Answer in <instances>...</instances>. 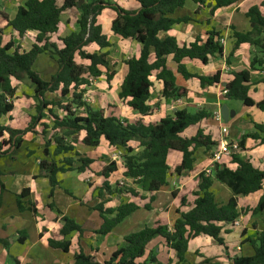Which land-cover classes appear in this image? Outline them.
Instances as JSON below:
<instances>
[{
	"label": "trees",
	"instance_id": "1",
	"mask_svg": "<svg viewBox=\"0 0 264 264\" xmlns=\"http://www.w3.org/2000/svg\"><path fill=\"white\" fill-rule=\"evenodd\" d=\"M134 1L139 6L137 12L127 11L102 0H90L80 5L76 0H64L61 6L56 4V0H26L23 6L18 7L12 20L9 21L5 14H0L4 22L0 28V119L9 116L14 109L16 88L12 86L11 80L20 81L21 76H25L35 100V114L28 116L23 128L16 129L0 124V158L13 155L21 147L27 134L38 136L41 140V157L37 163L38 176L48 180L50 197L59 186L58 174L72 171L83 173L91 169L94 160L79 154L75 150L77 144L93 149L103 140L108 147L120 149L124 152L121 164L123 178L131 180L142 192L150 194L167 185L170 170L167 164L169 152L181 155L180 162L173 169L176 175H180L192 169L194 153L197 150L211 151L218 145L201 129L191 137L183 135L186 130L212 117L205 109L195 113L184 109L176 110L171 116H166L157 123H145L143 120V117L151 113L147 101L152 77L161 82V97L165 101H178L187 94L186 89L176 85L175 75L167 67L168 57H171L176 67V74L185 80L198 79L202 89L219 83V72L211 77L196 76L189 74L185 68L186 61L197 60L206 65L210 58L222 55L223 47L219 43L218 34L208 33L204 41L197 38L188 45H178L174 38L159 39L160 33L168 32L176 24L190 21L187 18H172L176 10L181 9L187 1L201 7L206 0ZM210 2L213 3L210 9L212 15L215 10L236 5L238 0ZM72 8L79 11V31L61 39L63 46L58 49L54 43H50V36L57 32L60 15ZM104 10L115 14L110 23V32L113 35L141 46L137 58L123 62L126 74L117 96L121 104L142 117L134 123L106 116L104 111L92 108L83 100L90 79L98 80L104 74L106 83L109 84L114 75L109 70L107 60L110 43L98 23V17ZM246 17L250 31L245 34H232L234 44L229 56L242 44L249 45L258 55H264V15L258 6H254L247 11ZM3 28H11L20 38L28 32H36L34 42L28 50H23L11 39L3 45ZM92 46H96L98 50L90 52ZM151 52L154 59L149 62ZM41 54H46L57 66L55 74L47 81L41 80L33 69ZM76 59L87 64H79ZM226 64L229 62L226 61ZM263 64L264 62L255 56L250 62L249 70L232 72V81L224 87L227 92L225 99L240 102L244 107L254 106L264 113V103L255 104L248 96L250 71H262ZM102 70H105L104 73ZM262 83L264 84V78ZM48 95L55 97L48 98ZM44 119H48L49 123L43 122ZM37 127L41 128L39 133L36 132ZM253 129L254 132L246 137L258 141L259 146H264V126L253 123ZM81 133L84 135L79 141ZM243 139L238 143L242 151ZM132 143L136 146H131ZM229 160L235 169L216 163L212 166L210 175H198L199 185L194 193L193 206L185 212H177L178 218L171 226L156 221L151 227H144L125 236V245L116 250L107 262L99 263L92 256L78 254L74 256L73 264H158L150 257L144 262H138L143 257L146 246L155 238H162L175 252L177 264L184 262L188 242L198 236H207L224 247L221 236L224 232L223 226L232 223L241 215L237 208L238 198L260 191L264 183V161L259 169L245 156L235 154L231 155ZM116 171L115 162H111L100 171L99 176L107 180ZM213 182L225 186L230 191L231 197L226 203H218L210 192ZM0 190L4 191L1 182ZM102 190L111 193L107 182L103 183ZM128 193L135 198L139 197V194L132 190ZM28 197V189H23L20 194L15 195L17 210L20 213L27 210L35 214L33 203H29L27 209L23 207L22 200ZM181 204L183 206L185 201ZM49 207L53 209V206ZM95 210L103 220L96 232L106 235L123 219L138 210V206L133 203L122 204L118 207L115 218L111 220L103 216L104 213L111 214V211H103L101 205L95 207ZM249 212H264V200L261 199L256 208ZM62 222L60 234L64 240H50L48 244L52 249L67 253L70 244L66 238L82 231L79 225L67 217H63ZM246 242L251 246L253 254L249 257H235L231 259L230 264H264V231ZM0 244L7 247L4 240L0 239Z\"/></svg>",
	"mask_w": 264,
	"mask_h": 264
},
{
	"label": "crops",
	"instance_id": "2",
	"mask_svg": "<svg viewBox=\"0 0 264 264\" xmlns=\"http://www.w3.org/2000/svg\"><path fill=\"white\" fill-rule=\"evenodd\" d=\"M25 1L0 0V14H5L9 21L12 20L18 7L23 6ZM76 1L79 5L90 0ZM63 2L64 0H56L58 6H61ZM126 4L129 8H124V6L122 8L127 11L137 12L139 9L134 0H126ZM212 6L213 3L210 0H206L201 7L187 1L181 9L174 12L172 18H187L190 21L176 24L168 32L160 33L159 39L174 38L178 45H188L197 38L204 41L208 33L218 34L220 39L224 40L222 55L210 58L206 65H202L197 60L186 61L185 68L189 74L196 76L211 77L219 72V83L202 89L198 79L185 80L176 74V67L172 63L171 57H168L167 67L174 73L176 85L186 89L187 94L178 101H165L161 97V82L152 77V87L147 101L151 113L143 117V120L145 123H157L166 116H171L176 110L184 109L189 113H195L205 109L212 114V117L186 130L183 135L191 137L198 129H201L205 135L211 138V141L218 145L211 151L197 150L194 153L192 169L184 171L180 175H176L173 169L180 162L181 155L177 152H169L167 164L170 170L166 180L167 185L158 192L150 194L142 192L138 186L132 184L130 189L139 194V197L135 198L128 192L118 189L115 181L121 177L130 182L129 179L123 178L121 164L116 161L118 155L121 154L120 149L108 147L103 140L97 148L93 149L77 144L75 150L79 154L94 160L91 169L83 173L72 171L58 174L59 186L54 189L52 197H50L48 180L38 176L37 163L41 157V140L38 136L27 134L23 138V142L28 140L29 143H34L37 148L34 164L31 167H0V182L4 187V191L0 190V239L7 243V247L0 244V264H73L74 256L78 254L92 256L97 262L104 263L116 250L125 245V236L138 232L144 227H151L156 221L171 226L178 218L177 212H185L193 206L194 193L199 185L198 175L211 168L210 155L224 138L220 132L222 127L228 131L226 137L228 143H239L244 138V151L241 150L238 155L245 156L256 168L261 169L264 161V146H259L258 141L246 136L254 132L253 123L264 126V113L254 106L244 107L242 105L238 110H235L230 106L232 101L226 100L221 93L225 85L232 81V72L249 70L250 62L255 56L264 62V55H258L247 44L240 45L233 55L229 56L234 44L232 34H245L250 31L246 13L250 8L258 6L261 14L264 15V0H238L236 5L215 10L210 15ZM108 12L109 10H104L101 13L98 23L102 28L103 35L108 38L110 43L107 60L110 65L109 70L114 75L109 84L106 83L104 74L95 80L91 86L85 89L83 100L92 108L104 111L106 116L134 123L142 117L136 111L121 104L117 96L120 84L126 74L123 62L130 58H137L141 46L130 40H122L110 32V23L115 14L111 15ZM78 19L79 11L76 8L64 11L59 17L57 32L50 36V43H54L58 49H61L63 45L60 40L79 31ZM3 25L4 22L0 18V28ZM35 36L36 32H28L20 38L11 28H3L1 32L3 45L11 39L23 50H28L31 47ZM97 50L96 46H92L90 52ZM153 59L151 52L149 62H152ZM226 61L229 64H226ZM76 62L87 64L79 59H76ZM33 69L38 75L40 73L38 69L44 70L47 79H49L55 74L57 66L46 54H41L36 59ZM262 69V71H250L248 96L255 104L264 103V84L262 83L264 64ZM104 71L102 70L103 73ZM11 83L15 87L12 80ZM24 93L31 97L25 103L19 100L22 93H19L16 88L13 101L14 109L9 116L0 119L1 125L20 129L26 125L28 116L35 114L32 88L29 87V90ZM48 96L55 97L54 95ZM17 101L22 103L23 111L17 109V105H15ZM223 106H226L228 112H232L234 115L230 116L226 122L222 120L221 123H217L213 117L221 111ZM43 122L48 124L49 120L44 119ZM36 132H40L39 127L36 128ZM83 135V133L79 135V141ZM131 146L135 147L136 144L132 143ZM17 151L13 155L0 158V160L15 158L16 153L19 152ZM33 155L34 150L25 151L24 156L31 159L28 163L32 162ZM111 162H115L117 171L104 180L99 176V173ZM220 163L225 164L229 169H235L227 157L222 158ZM21 164L25 165L23 162ZM104 182L109 185L110 194L102 190ZM23 189L29 190V197L22 200L23 207L27 209L30 206L29 203H33L35 214L27 210L20 213L17 210L15 195L20 194ZM101 190L102 194L99 195ZM210 192L221 204L226 203L231 197L230 191L217 182L212 183ZM261 199L264 200V183L260 191L238 198L237 208L241 212L238 218L240 226L237 228H230L227 224L223 226L224 232L221 236L224 247L207 236H198L188 242L182 264H230L231 259L235 257L251 256L252 248L246 241L254 239L258 233L264 231V212L251 214L249 211L255 209ZM182 201H185L183 206ZM127 203L137 205L138 210L123 219L108 234H98L96 231L100 229L103 220L95 207L101 205L103 211H111V214H103L106 219L111 220L115 218L118 207ZM50 205L53 206V209L49 207ZM63 217L73 220L82 231L80 234L73 233L66 238L70 244L67 253L52 249L48 244L50 240L54 242L64 240L60 234ZM149 257L158 264L178 263L175 252L166 245L162 238L152 240L146 246L144 255L138 262H144Z\"/></svg>",
	"mask_w": 264,
	"mask_h": 264
},
{
	"label": "rangeland",
	"instance_id": "3",
	"mask_svg": "<svg viewBox=\"0 0 264 264\" xmlns=\"http://www.w3.org/2000/svg\"><path fill=\"white\" fill-rule=\"evenodd\" d=\"M104 1H108L112 4H116L121 8H122V6H124V8H129V7H127L126 0H104ZM120 4H122V5H120ZM108 13H110L111 15L114 14L110 10ZM104 18L106 21V15L104 16ZM102 20H103V18H102ZM38 70L40 72L39 75L41 76L40 77L41 80H43V81L49 80V79H47V76L45 75L44 70H42V69H38ZM12 81H13V85L16 88H18L19 93H22L21 94L22 96L20 97L21 99H19V100H21V102H24V103L29 101L31 97L26 96L24 93V92L28 91L29 87H30L29 81L25 78V76H21L20 81H18V82H15L14 80H12ZM48 98H50V96H48ZM33 101L35 102V100H33ZM21 102L17 101V102H15V105H17V109H21L23 111V107H22ZM230 106L234 107L235 110H238L242 106V104L240 102L232 101ZM32 112H34V111H32ZM79 113L81 114V112H79ZM39 129L41 130L40 127H39ZM21 146L22 147H20L21 149L19 148L20 151L18 149L19 152L17 151L18 153H16L15 158L13 157L11 160H8V159L0 160V167H31V165L34 164V159L36 157V150H37L36 145L34 143H29L28 140H26V142L25 143L23 142ZM27 150H29V151L34 150V155L32 156V162H30V163H28V162L31 161V159H28L24 156L25 151H27ZM38 153H39V150L37 151V154ZM123 155H124V152L121 151V154H119L117 159H116V161H118L120 164H122ZM21 162L25 163V165H22ZM115 181L117 183L118 189L126 191V192H129L131 190L130 187L133 184L132 182L125 181L121 177H119V179L115 180Z\"/></svg>",
	"mask_w": 264,
	"mask_h": 264
},
{
	"label": "built area",
	"instance_id": "4",
	"mask_svg": "<svg viewBox=\"0 0 264 264\" xmlns=\"http://www.w3.org/2000/svg\"><path fill=\"white\" fill-rule=\"evenodd\" d=\"M219 43L223 46L224 40L219 39ZM262 76L264 77V71L262 72ZM89 82H90L89 86H91L93 83V80L90 79ZM226 93H227L226 90L223 89L221 94L223 96H225ZM213 118L217 123H221L223 120L220 112L216 113ZM220 132L224 138L220 141L219 146L210 155L211 168L207 169L203 172L206 176L210 175L212 166L216 163H220L222 158H224V157L229 158L231 155L239 154L241 152L238 142H229L228 143L226 141V137L228 136V131L225 127H222L220 129ZM129 181L132 182L131 180H129ZM227 225L230 228H237L240 226V220L236 219L235 221H233L232 223L227 224Z\"/></svg>",
	"mask_w": 264,
	"mask_h": 264
},
{
	"label": "water",
	"instance_id": "5",
	"mask_svg": "<svg viewBox=\"0 0 264 264\" xmlns=\"http://www.w3.org/2000/svg\"><path fill=\"white\" fill-rule=\"evenodd\" d=\"M79 5H80V4H79ZM220 113H221V116H222L223 121H225V122L228 120V118H229L230 116L232 117V116L234 115V113H232V112H228L226 106H223V107H222Z\"/></svg>",
	"mask_w": 264,
	"mask_h": 264
}]
</instances>
